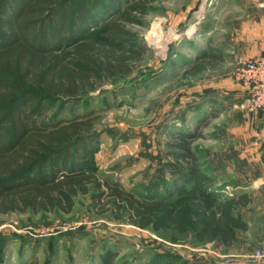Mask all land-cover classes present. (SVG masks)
<instances>
[{
	"label": "rangeland",
	"instance_id": "obj_1",
	"mask_svg": "<svg viewBox=\"0 0 264 264\" xmlns=\"http://www.w3.org/2000/svg\"><path fill=\"white\" fill-rule=\"evenodd\" d=\"M100 2L103 9L108 0ZM130 29L142 59L127 76L78 99L45 100L37 120L94 118L87 170L136 196L171 182V134L195 135L191 147L212 189L221 197L250 194L251 203L238 208L247 230L228 248L200 244L190 234L140 229L110 204L101 213L105 206H93L89 192L75 197L67 213L0 214V264H101L106 251L116 264L249 263L225 255L264 244V118L241 108L244 92L234 79L239 53L257 45L254 32L264 34V0H156L143 25ZM208 46L221 59L184 75Z\"/></svg>",
	"mask_w": 264,
	"mask_h": 264
},
{
	"label": "trees",
	"instance_id": "obj_2",
	"mask_svg": "<svg viewBox=\"0 0 264 264\" xmlns=\"http://www.w3.org/2000/svg\"><path fill=\"white\" fill-rule=\"evenodd\" d=\"M155 1L108 0L102 9L100 0H0V214L67 213L90 192L93 206H105L101 213L110 204L131 225L190 234L200 244L229 247L247 230L238 208L251 203L250 194L221 197L212 189L191 147L195 135L171 134V182L136 196L87 170L94 118L37 120L45 100L78 99L131 72L142 49L130 26H142ZM217 59L208 46L183 74ZM114 260V252L100 256L101 264Z\"/></svg>",
	"mask_w": 264,
	"mask_h": 264
},
{
	"label": "built area",
	"instance_id": "obj_3",
	"mask_svg": "<svg viewBox=\"0 0 264 264\" xmlns=\"http://www.w3.org/2000/svg\"><path fill=\"white\" fill-rule=\"evenodd\" d=\"M234 79L244 92L241 108L248 114H260L264 118V49L254 57L239 56ZM245 257L264 264V244Z\"/></svg>",
	"mask_w": 264,
	"mask_h": 264
},
{
	"label": "crops",
	"instance_id": "obj_4",
	"mask_svg": "<svg viewBox=\"0 0 264 264\" xmlns=\"http://www.w3.org/2000/svg\"><path fill=\"white\" fill-rule=\"evenodd\" d=\"M253 33V32H252ZM258 34H256L254 32L253 35H255V37H257L256 39V42H257V45H252L251 46V49L250 50H243L242 52H240V56H244V57H254L256 56L257 54H259L263 49H264V34L262 31H258L257 32ZM259 119H260V116H259ZM223 247V246H222ZM224 248H228V247H224ZM237 252H241V251H237ZM229 253H227L225 255V257H228V258H237V257H242V258H245L244 256L245 253H237V254H233V255H228ZM232 260V261H230ZM235 261V262H233ZM245 260H236V259H226L224 261L221 262V264H260L259 262H254V261H251V260H247L249 263H245L244 262ZM229 262V263H228Z\"/></svg>",
	"mask_w": 264,
	"mask_h": 264
},
{
	"label": "bare ground",
	"instance_id": "obj_5",
	"mask_svg": "<svg viewBox=\"0 0 264 264\" xmlns=\"http://www.w3.org/2000/svg\"><path fill=\"white\" fill-rule=\"evenodd\" d=\"M190 32H192L191 28L188 30V32H187V33H190Z\"/></svg>",
	"mask_w": 264,
	"mask_h": 264
}]
</instances>
